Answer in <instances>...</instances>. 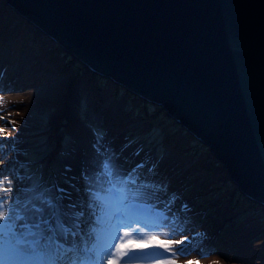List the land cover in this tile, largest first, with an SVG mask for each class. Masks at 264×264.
Masks as SVG:
<instances>
[{
	"label": "rangeland",
	"instance_id": "1",
	"mask_svg": "<svg viewBox=\"0 0 264 264\" xmlns=\"http://www.w3.org/2000/svg\"><path fill=\"white\" fill-rule=\"evenodd\" d=\"M48 42H44L46 47L56 45L53 53L55 60H60L59 63L64 67V73L72 75L69 87L72 88L75 83L79 85L86 82L87 77V81H92L93 86H86L85 83L87 89L79 90L81 94L74 102L68 103L67 99L54 120L52 115L56 106L52 101L37 97L44 105L24 107L30 98L21 94L13 97L15 103H10V90L0 86V129L6 133L0 136V180L5 182L6 187L11 188L9 198L1 200L10 201L6 211L11 209L24 214L25 201L31 200L33 204L41 206L38 197L43 196L59 205L64 212H68L67 207L75 204L72 201L75 199V191L101 197V190L86 185L87 166L93 162L103 170L100 165L107 159L111 167L114 162L112 160H118L120 155V150L116 149V141L121 134L124 148L134 149L138 154V163L145 159L150 163L146 170L142 168L138 176L130 173L131 179H128L129 176L125 175L126 182L122 185L127 188L126 195L134 199L131 204L135 206V215L130 224L135 229L133 238L142 241L143 237L136 233L148 231L157 239L154 238L155 243L184 240L182 245L173 244L174 254L164 252L163 249H145L138 252L134 257L138 263L133 264H166L169 257L175 264H264V207L253 201H241L232 181L224 177L225 166L216 160L214 154H210L208 148L193 135L189 136L187 130L180 123L171 120L170 116L166 118L158 113L154 116L156 119L151 120L150 115L159 106L149 109L144 103L139 102L141 104L138 105L125 96L124 89L114 86L108 88L104 82L97 83L91 77L93 75L86 72L83 64L64 52L57 42ZM42 84L40 81H31L21 91L26 92V95L33 90L42 95ZM108 94H111L112 101L117 100V104L124 99V111H120L124 112L122 116L135 109L147 110L146 114L142 110H135L133 120L122 123L123 126L118 123L119 126L111 128V131L107 127L105 114H101L106 104H101V112L96 106L98 97L101 95L104 99ZM4 106L8 109L4 110ZM27 108L30 116L21 117ZM74 109L90 131V136L81 139L82 141L76 135L73 122L68 118V114ZM124 119L125 116L122 122L126 121ZM176 140L179 141V147L173 144L177 143ZM181 155H185L184 161L175 157ZM209 160H212L211 164L206 165ZM109 184L112 185L111 182ZM111 188L120 193V187L115 182ZM137 191L141 194L133 196L132 193ZM90 200L95 206V215L92 208L83 205L79 211L84 213L79 218V228H72L73 231H79L85 239L91 226L87 219L94 224L92 227H103L96 223V218L102 216L97 204L100 205L101 202L99 199H95L97 203H93L94 199ZM86 202L89 201L85 200L84 203ZM31 214L27 213L29 216ZM22 222L25 221H17L18 232L23 231L20 227ZM72 223L67 221L70 227ZM81 236L75 237V244L78 245L76 250L70 251V255L67 254L59 264H73V261L75 264H88L90 253L78 249L79 244L76 243L81 240ZM59 239L65 241L63 236ZM90 239L93 243L95 236ZM3 240L0 236V247ZM67 240L73 238L69 236ZM54 250L40 249L44 259L54 254ZM159 259L165 261H158ZM20 262L22 261L17 264ZM27 263L35 264L34 261Z\"/></svg>",
	"mask_w": 264,
	"mask_h": 264
},
{
	"label": "water",
	"instance_id": "2",
	"mask_svg": "<svg viewBox=\"0 0 264 264\" xmlns=\"http://www.w3.org/2000/svg\"><path fill=\"white\" fill-rule=\"evenodd\" d=\"M5 1L97 83L159 106L264 207V0Z\"/></svg>",
	"mask_w": 264,
	"mask_h": 264
},
{
	"label": "bare ground",
	"instance_id": "3",
	"mask_svg": "<svg viewBox=\"0 0 264 264\" xmlns=\"http://www.w3.org/2000/svg\"><path fill=\"white\" fill-rule=\"evenodd\" d=\"M4 2H6V1L0 0V86L5 87V88L10 90V97H11V98H9L10 103H15V100L13 97L20 96L21 94H23L24 96H28L30 98L27 102V105L24 107H27V106L30 107L33 104L35 106L41 105L43 102H41L39 99H37V97H40L42 99H46V101H52V103L56 106V110L52 115V119L54 120L55 118H57L56 115L58 114V112L62 110L61 105H63L67 101V99H68V103H71V101L74 102V100H77L81 94V92H79V90L84 89V88L87 89L86 86H88L89 84L92 85V81H87L88 80V77H87L86 82L83 81V83H81L79 85H77L75 83V85L72 88L69 87L68 83L72 79V75H68V74L64 73L65 69H64V67H62V64L59 63L60 60H58V59L55 60V54L53 52L56 49V47H55L56 45H54V46L50 45L49 47H46L45 46L46 44L44 42L49 41V39L47 38V35L42 34L40 32V29L36 28L34 22H32V20H30L29 17H26V16H24L18 12L15 13L14 10L13 9L11 10L9 8V6H7V4ZM83 67L87 70L86 72H88L90 75H93L91 77H93L94 78L93 80L95 81V75L92 72L93 70L91 68L87 67L85 64H83ZM58 72H61V74H59ZM84 76H85V74H84ZM83 78H86V77H83ZM31 81H33V82L40 81L43 83L42 84L43 85L42 95L34 92L33 90L29 91V93L27 92L26 95H25L26 92L23 93L21 91L22 90L21 88L24 87V85H26V83L31 82ZM85 83H86V86H85ZM104 83L107 84V82H104ZM103 92H104V90H103ZM111 97H112L111 94H108L107 97H105L103 99V98H101V95H100V97H98V99L96 101V103H97L96 106L98 107L97 110L99 112H101V104L102 105L106 104L103 107L104 111L101 112V114L102 113L105 114L104 118L106 119V122H107L106 124L108 125L107 127H110L109 129L111 131H113L111 128L115 129L116 125H118V123H119V125L123 126L122 123H127V121L133 120L132 115L135 116L134 111L136 109L133 111H129V114L127 112L125 115L122 116V113H124V112L121 113L120 111H124V109L122 110V104H123L124 99L122 101H119V103L117 104V102H116L117 100L112 101ZM31 98L34 100H32ZM108 100H110V101H108ZM136 100H135V102H137L138 105H140L141 103H139V101H136ZM58 103H61V104L59 105ZM137 103H135V104H137ZM42 105H44V104H42ZM143 106L145 107V105H143ZM14 107H16V106H14ZM2 108H4V110L8 109V107H5V106ZM28 110L29 109L27 108L25 113L22 112L21 117L30 116L28 113ZM141 110L142 109H137L136 112L137 111L141 112ZM142 111H144L146 114L147 110L146 111L142 110ZM13 114H12L13 116L16 115L15 112ZM129 115H131V116H129ZM124 116L126 117V119H124L126 121L122 122ZM153 117L154 116L150 115L151 119H154ZM68 118H70V120L73 122V124L75 126L76 135L80 138V141H82L81 139H86L88 136H90V135H88V134H90L89 128L87 127V125H85V122L81 119L80 115L78 114V112H76L75 109L70 111V114H68ZM112 119H113V121H112ZM115 121H117L116 124L114 123ZM177 123H179V122H177ZM123 139H124L123 135L121 136V134H120V137L116 141V149L120 150V153H119L120 155L118 156V160H112V162L114 161L112 163V166L110 167V168H112L111 169L112 170L111 176H113V177L110 178L112 180H110L109 177L107 176V174H105L104 168H103V170L100 169L98 166L94 165L93 162L91 163V165H89V167L87 166V173L86 174L88 177V182L86 183V185H88L89 187L94 188L98 191L101 190V193H100L101 197H99V201L101 202L100 205H99V203H97V201H95V199L93 200V203L95 202L98 204L100 210H101L102 204L104 202L119 203L120 197L122 195L127 194V188L125 189L124 186H122V185H125V182H126L125 175L129 176V174L131 173V174H133V176H138L140 171L142 170V168H144L146 170V167H148V165L150 164V163H148L149 161H146L147 159L138 163V161H140L138 154L136 153V151H134V149H129L127 147L124 148V146L122 144ZM175 139H177V138H175ZM176 142L177 143H173L174 146L179 147V145H180L179 141L176 140ZM176 147H174V148H176ZM151 151H153V150H151ZM175 157L177 159H180L183 161L186 158L185 155L184 156L183 155L175 156ZM100 162H101V160H100ZM135 162H136V164H135ZM150 162H151V165L153 166V162L152 161H150ZM200 162H203V161H200ZM211 162H212V160H209V162H207L206 165L211 164ZM114 163H115V166L113 165ZM129 164H130V166H129ZM158 165L160 166V163H158ZM100 166H102V165H100ZM128 166H129V169H128ZM155 166L156 165L154 163V167ZM131 167H132V169H131ZM98 174H99V178L97 179ZM109 182H111L112 185L114 182H115V184H117V186L119 185L120 193L114 192V190H112V188H111L112 185L109 184ZM87 195H89V196H87ZM74 198L75 199L72 201L75 204H71L72 206L67 207V210H71L74 212H79L81 210L80 208L83 205L88 206L90 199H93L92 194H88V193H85L83 191H75V197ZM128 198H129L128 201L127 200L123 201L124 204L133 203L132 200H134V199L132 197H128ZM85 200H88L89 202L84 203ZM246 201H248V199H246ZM9 202L10 201H7V200L1 202V200H0V210L6 211L7 210L6 207L9 204ZM249 202H252V200H249ZM138 204H139V202H138ZM80 220L81 219H79V221ZM71 221L72 220H68V222H71ZM79 221H78V223H79ZM87 221L91 225L90 226V228H91L94 224L89 219H87ZM24 223L25 222H22V225ZM87 228H89V227L87 226ZM124 231H130L132 233H135V229L132 226L130 228L128 226L121 228L120 229L121 235L123 234ZM59 238L60 237H58V239ZM159 238H161V237H159ZM86 240L88 241V247L90 248L92 245V243H91L92 239L87 237ZM59 241L61 244H63V242H69L68 243L69 246H67V248L68 249L73 248V240L63 241V240L59 239ZM146 242L147 241H145L144 238L142 239V241H140L139 238L138 239L133 238L132 243L136 244L138 247V246H142L143 243H146ZM76 243L79 244L78 249H83V251H84L83 241L80 240V241H77ZM117 243L119 244L120 242L117 241ZM77 247H78V245H76V248ZM53 252H54V254H50V256L48 258H45L42 261L37 260L35 262V260H25V261L20 262L19 264H28L27 262H29V261H31V262L34 261L35 264H59L60 261H63L64 257L70 253V251L58 253L55 250ZM155 253H157V252H154V254ZM136 256H134V257H136ZM134 257H131V258L124 257L123 262L120 264H133V262L136 263L137 259ZM147 257H149V256H147ZM0 259H2V256H0ZM134 259H136V260H134ZM160 260H164V259H159L158 261H160ZM142 262H144V261H142ZM144 263H146V262H144ZM161 263H164V262H161Z\"/></svg>",
	"mask_w": 264,
	"mask_h": 264
},
{
	"label": "snow or ice",
	"instance_id": "4",
	"mask_svg": "<svg viewBox=\"0 0 264 264\" xmlns=\"http://www.w3.org/2000/svg\"><path fill=\"white\" fill-rule=\"evenodd\" d=\"M5 134L3 129H0V136ZM102 167L105 174L111 177L112 172L107 159L104 160ZM98 178L99 174L97 175ZM128 179H131V174ZM132 182L135 183V180H132ZM10 193L11 188L6 187L5 182L0 180V200L9 198ZM140 194L139 191L132 193L133 196ZM92 198L99 199L94 194ZM38 199L41 200V206L33 204L31 200L25 201L24 214L11 209L8 211L0 210V236L4 238L2 247H0V256H2L0 264H17V262L25 260L42 261L44 256L41 254V248L49 250L54 248L58 253L76 250L75 237L81 236V234L79 231H73L72 228H79L78 221L84 213L71 210L64 212L59 205L53 204L51 199L43 196L38 197ZM127 199V195H122L119 203L104 202L102 204V216L96 218V223L102 224L103 227L100 229L89 228L88 237L95 236L90 248L88 247V241L81 236L85 253H90L88 264H120L122 258L134 257L138 252H143L145 249H163L164 252L174 254L173 244L182 245L184 243V240L171 243H155L154 235L148 231H143L136 233V235L142 236L147 242L143 243L141 247L130 244L129 239L133 238V233L130 231H124L122 235L120 233L122 227L126 225L130 227L135 215V206L123 203ZM29 205H31L30 208ZM88 207L93 209L95 215V206L91 203V200ZM28 212L32 214L29 216L27 215ZM21 220L25 223L20 226L23 231L18 232L17 221ZM68 220L73 222L71 227L67 224ZM60 236H63L65 240L71 236L73 238V248H65L58 239ZM117 241L120 243L118 244ZM155 254L159 255V253ZM73 264H75V261H73ZM166 264H175V262L169 257Z\"/></svg>",
	"mask_w": 264,
	"mask_h": 264
}]
</instances>
